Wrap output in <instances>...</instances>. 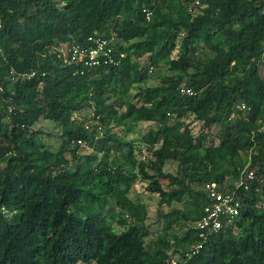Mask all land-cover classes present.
Listing matches in <instances>:
<instances>
[{
    "label": "trees",
    "instance_id": "1",
    "mask_svg": "<svg viewBox=\"0 0 264 264\" xmlns=\"http://www.w3.org/2000/svg\"><path fill=\"white\" fill-rule=\"evenodd\" d=\"M0 264H264V0H0Z\"/></svg>",
    "mask_w": 264,
    "mask_h": 264
},
{
    "label": "built area",
    "instance_id": "2",
    "mask_svg": "<svg viewBox=\"0 0 264 264\" xmlns=\"http://www.w3.org/2000/svg\"><path fill=\"white\" fill-rule=\"evenodd\" d=\"M87 43H89L88 46L83 44L65 47L61 53L68 58V61L83 63L89 67H97L101 63L114 64L111 41L105 38L89 37ZM123 57V54L120 55V58ZM181 91L191 94L190 90L182 89ZM252 175L248 173L247 178L252 179ZM204 190L210 203L204 207L196 226L201 230L216 232L222 227V220L230 222L232 217L238 214L239 203L235 201L233 195L216 190L214 183L206 184Z\"/></svg>",
    "mask_w": 264,
    "mask_h": 264
},
{
    "label": "rangeland",
    "instance_id": "3",
    "mask_svg": "<svg viewBox=\"0 0 264 264\" xmlns=\"http://www.w3.org/2000/svg\"><path fill=\"white\" fill-rule=\"evenodd\" d=\"M146 53H145V51H143V52H141V54L140 53H138L137 54V56L139 57H141V56H144ZM149 125V124H148ZM141 126L142 127H145L146 126V124H141ZM140 126V127H141ZM201 125L200 124H197V123H194L193 125H192V129H193V133L194 134H197V133H199V131H200V127ZM36 128H41V129H43V131H45V132H49V131H53V126H52V124H50V122H48V121H43V122H40L37 126H35ZM218 131V128H214L213 130H212V132H213V134L215 133V132H217ZM116 132H119V130L117 129L116 130ZM132 135H128V137L130 138ZM127 137V138H128ZM167 167L168 168H166V169H169V167L170 168H173L174 166H172V164H168L167 165ZM204 187H205V185H204ZM143 200L144 201H146V198H145V196H143ZM154 215H153V212L151 211L150 213H149V221H147V224H148V226H149V230L151 231V232H153V231H155V230H157V225L155 224V222H154Z\"/></svg>",
    "mask_w": 264,
    "mask_h": 264
}]
</instances>
